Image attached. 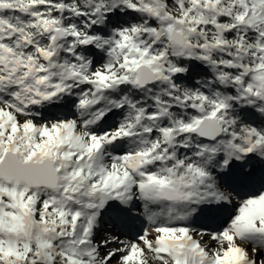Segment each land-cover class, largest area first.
<instances>
[{
	"label": "snow or ice",
	"instance_id": "1",
	"mask_svg": "<svg viewBox=\"0 0 264 264\" xmlns=\"http://www.w3.org/2000/svg\"><path fill=\"white\" fill-rule=\"evenodd\" d=\"M0 264H264V0H0Z\"/></svg>",
	"mask_w": 264,
	"mask_h": 264
}]
</instances>
